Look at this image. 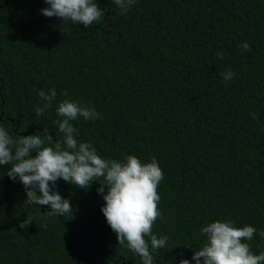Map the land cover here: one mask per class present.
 <instances>
[{
  "label": "trees",
  "instance_id": "trees-1",
  "mask_svg": "<svg viewBox=\"0 0 264 264\" xmlns=\"http://www.w3.org/2000/svg\"><path fill=\"white\" fill-rule=\"evenodd\" d=\"M96 3L104 16L85 28L44 17V0H0V125L14 139L43 128L60 139L56 109L67 99L99 114L72 121L78 143L107 160L154 157L164 176L152 233L168 240L153 264H195L201 229L216 221L254 227L243 242L264 252V0H136L127 12ZM228 68L236 76L225 81ZM53 88L37 116L38 93ZM8 168L0 165V264H143L100 211L103 178L87 190L55 183L72 205L67 219L24 205Z\"/></svg>",
  "mask_w": 264,
  "mask_h": 264
},
{
  "label": "clouds",
  "instance_id": "clouds-1",
  "mask_svg": "<svg viewBox=\"0 0 264 264\" xmlns=\"http://www.w3.org/2000/svg\"><path fill=\"white\" fill-rule=\"evenodd\" d=\"M135 2L112 0L123 12ZM44 3L49 5L40 10L44 17L70 20L85 28L100 21L105 13L96 0H44ZM240 47L246 52L251 50L247 42ZM224 55L220 51L217 58L224 59ZM222 76L225 81H230L236 73L228 68ZM62 94L68 95L66 91ZM38 95L45 103L43 107H37L35 113L42 116L51 107L57 92L53 88L47 94L41 90ZM56 113L62 118L55 122L62 134L60 139H53L48 128L36 135L14 139L0 125V165H8V178L13 182L18 179L24 186L27 197L24 205H46L51 209L47 215L71 219L72 205L55 190V183L63 180L87 190L93 182L103 178L97 189L104 201L100 211L116 234L117 243L126 244L141 257L143 264H153L152 251L164 248L168 240L166 236L158 238L152 233L153 224L161 216L157 188L164 176L157 160L153 157L150 162L142 163L134 155L127 156L123 162L103 159L90 143H78L74 138L76 129L72 121L78 117L94 120L99 115L95 110L65 99L59 103ZM251 115L253 119L257 118L255 113ZM30 224L32 222L27 218L18 227L26 229ZM233 224L232 221H216L201 229L207 241L194 251L191 259L195 264H264V252L254 255L243 242L252 240L256 229L252 226L236 228ZM180 264H189V261L181 259Z\"/></svg>",
  "mask_w": 264,
  "mask_h": 264
}]
</instances>
